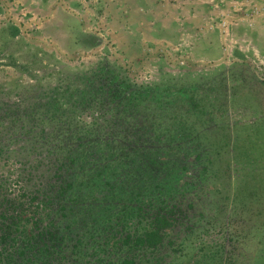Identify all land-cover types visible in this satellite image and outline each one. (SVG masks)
<instances>
[{"label":"rangeland","instance_id":"rangeland-1","mask_svg":"<svg viewBox=\"0 0 264 264\" xmlns=\"http://www.w3.org/2000/svg\"><path fill=\"white\" fill-rule=\"evenodd\" d=\"M139 113L169 123L180 115L208 144L220 127L249 132L256 122L264 128V0H0V214L3 203L35 197L31 211L42 202L55 215L57 189L76 168L59 169L61 162L77 147L76 137L81 152L91 151L92 133L79 134L88 131L84 125L95 121L108 132L115 117L118 130L127 131ZM123 136L115 131L114 146H122ZM104 142L96 145L102 149ZM185 148L194 151L177 152ZM208 185L209 178L197 180L183 199L193 200L187 213L193 234L190 240L179 234L182 248L163 250L161 264L187 257L228 264L232 241L240 235L250 241L262 229L246 213L222 215L221 199L206 192ZM79 190L90 195L88 187ZM61 217L63 264L121 263L120 250L98 249L116 239ZM255 247L248 242L241 251L250 257Z\"/></svg>","mask_w":264,"mask_h":264},{"label":"trees","instance_id":"trees-1","mask_svg":"<svg viewBox=\"0 0 264 264\" xmlns=\"http://www.w3.org/2000/svg\"><path fill=\"white\" fill-rule=\"evenodd\" d=\"M191 101L194 103L191 107L197 109L196 101ZM188 110L191 112V108ZM171 118L169 123L159 115L143 117L139 113L130 126L125 119L128 128L123 131L118 130V119L112 117L107 121L111 130L104 133L105 128L95 121L84 125L83 129L88 131L79 134L92 133L91 151L88 156L81 152L84 143L81 137H76L77 147L68 150L66 163L61 162L59 169L76 168L74 175L57 189L55 215L42 202L31 211V203L37 201L35 197L18 206L1 204L0 264H63L66 246L61 215L64 219L73 217L72 224L83 225L85 231L104 239H116L111 244L110 241L98 244V249L120 250L124 253L120 264H161L163 250L182 246L179 242L184 238L178 239L179 234L184 233L189 240L193 234L194 224L187 215L193 208V200L185 203L183 199L203 177L210 180L206 192L221 199L218 211L222 215L246 213L251 221L264 224L263 126L254 122L249 132L220 127L218 138L208 144L202 132L186 126L182 116ZM74 126L75 134V123ZM115 131L124 134L120 147L114 146ZM103 140L100 149L96 143ZM188 146L194 147V151L185 148L182 153L177 152L178 148ZM81 187L90 189L88 197L80 193ZM82 198L90 200L87 205H83ZM76 209H79L77 216ZM222 222L221 228L227 230L228 225L224 228L226 223ZM258 233L250 241L242 239L247 235L232 241L233 253L228 264H246V260L248 264H264V225ZM248 242L256 245L250 257L241 251ZM81 245L80 238L74 241V254ZM192 260L193 257H187L181 264H195Z\"/></svg>","mask_w":264,"mask_h":264}]
</instances>
